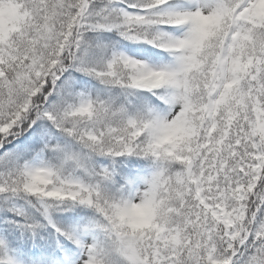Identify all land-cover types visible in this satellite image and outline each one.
<instances>
[{"label": "snow or ice", "instance_id": "6c2138e0", "mask_svg": "<svg viewBox=\"0 0 264 264\" xmlns=\"http://www.w3.org/2000/svg\"><path fill=\"white\" fill-rule=\"evenodd\" d=\"M0 264H264V0H0Z\"/></svg>", "mask_w": 264, "mask_h": 264}]
</instances>
